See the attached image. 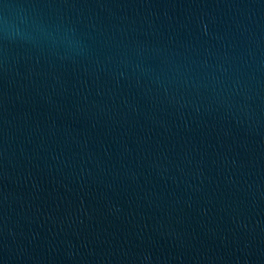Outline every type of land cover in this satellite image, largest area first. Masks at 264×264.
<instances>
[{
  "label": "water",
  "instance_id": "1",
  "mask_svg": "<svg viewBox=\"0 0 264 264\" xmlns=\"http://www.w3.org/2000/svg\"><path fill=\"white\" fill-rule=\"evenodd\" d=\"M0 264H264V0H0Z\"/></svg>",
  "mask_w": 264,
  "mask_h": 264
}]
</instances>
